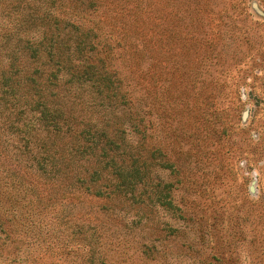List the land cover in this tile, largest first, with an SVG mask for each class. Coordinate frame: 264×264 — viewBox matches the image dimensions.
<instances>
[{"label":"rangeland","instance_id":"obj_1","mask_svg":"<svg viewBox=\"0 0 264 264\" xmlns=\"http://www.w3.org/2000/svg\"><path fill=\"white\" fill-rule=\"evenodd\" d=\"M25 1L92 31L104 54L85 51L80 59L100 67L105 58L116 93L87 88L68 98L77 121L111 125L108 136L126 144L128 156L107 155L126 165L137 155L142 175L131 200L97 197L94 189L113 190L116 181L111 169L102 172L103 151L94 145L95 156L81 155L84 143L56 141L79 152L60 180V199L77 217H92L79 226L97 229L96 252L77 243L66 255L20 236L23 243L0 252V264H264V0ZM26 62L29 73L41 68ZM39 71L33 77L43 82ZM34 99L31 91L26 103ZM12 136L0 128V150L15 163ZM95 169L101 179L90 184ZM25 179L50 187L42 177Z\"/></svg>","mask_w":264,"mask_h":264},{"label":"trees","instance_id":"obj_2","mask_svg":"<svg viewBox=\"0 0 264 264\" xmlns=\"http://www.w3.org/2000/svg\"><path fill=\"white\" fill-rule=\"evenodd\" d=\"M24 2L26 1L0 0V51L5 52L3 58L8 63L0 66V128L4 126L12 132V137L15 138L14 145H11L12 154L16 160L14 163L5 158L4 156L9 155L0 150V252L6 251L9 254V245L23 243L22 236L28 238L27 244H45L48 249L57 248L66 255L71 253L73 245L77 243H82L83 246L93 245L94 249L89 246L93 256L101 236L93 228L95 226L89 225L94 230L91 233L83 232V226H79L83 218L91 221L92 217H77L72 208L64 205L60 199L65 197V191L60 189V180L71 174L73 159L79 152L73 147L69 149L61 144L57 146L56 141L62 143L64 139L72 138L74 142L84 143L81 155L95 156L93 150L97 147L94 145L103 151L102 157L105 158H101L104 159L102 172L111 169L108 175L112 178L109 181H116L113 182V190L104 192L99 189L95 192L94 189L93 193L109 201L131 200L134 197L138 178L142 175L140 158L137 155L129 156L131 164L126 165L109 157L107 150H117V157L121 154L128 156L127 145L124 144L126 147L122 148L120 143L108 136L107 127L111 125H98L90 117L85 122L77 121L80 115L72 107L75 101L68 98L70 94L71 97H76L75 91L84 92L87 88L98 96L105 92L107 97L110 92L112 95L116 93L117 88L113 84L116 79L109 74V66H104L105 58L98 59L100 67L84 63L80 59L85 51L104 54L93 43L92 37L95 36L92 31L65 19L61 20L51 11V7L44 10L40 5L34 9ZM65 24L63 27L67 28L69 25L75 34H63L60 25ZM26 60L34 61L41 68H35L29 73L24 69ZM40 69L44 74L43 82L33 77V74L40 73ZM31 91L36 99L26 103ZM92 102H96V95L92 97ZM21 104H25L23 106L27 109L21 107ZM79 126L83 128L78 131ZM124 134L123 131V136ZM122 140L124 143L125 138L122 137ZM128 152L132 154L130 150ZM22 162L32 165L23 168ZM1 174L4 175L1 177ZM27 177H42L50 187L47 188L37 180L34 184L32 180L25 179ZM6 178L10 179V189L7 181L6 184L3 181ZM99 179L100 172L95 169L89 183L93 184ZM77 180L84 183L78 178ZM92 186L95 188V184ZM57 189L60 190L58 193ZM85 189L88 194L92 191L90 185ZM160 200L165 202L162 205H170L169 201H163L162 198Z\"/></svg>","mask_w":264,"mask_h":264}]
</instances>
